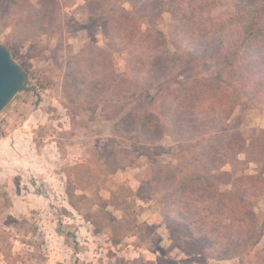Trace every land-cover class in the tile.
I'll return each instance as SVG.
<instances>
[{
	"label": "trees",
	"instance_id": "trees-1",
	"mask_svg": "<svg viewBox=\"0 0 264 264\" xmlns=\"http://www.w3.org/2000/svg\"><path fill=\"white\" fill-rule=\"evenodd\" d=\"M77 1L0 0L2 29H24L26 42L40 30L55 33L75 22L64 9ZM79 9L100 28L106 48L91 43L73 54L64 88L83 110L106 97L102 112L116 121L119 148L105 156L103 173L146 156L151 163L135 200L161 206L171 241L187 256L206 263L251 254L262 235L255 210L264 178L234 179L224 169L264 163V135L244 138L234 118L240 97L264 107V0H87ZM164 14L171 17L172 52L159 29ZM124 52L127 71L118 75L115 56ZM166 137L195 143L167 164L158 158ZM74 189L67 191L74 196ZM110 205L120 210L115 194ZM261 253L256 264H264Z\"/></svg>",
	"mask_w": 264,
	"mask_h": 264
},
{
	"label": "rangeland",
	"instance_id": "rangeland-1",
	"mask_svg": "<svg viewBox=\"0 0 264 264\" xmlns=\"http://www.w3.org/2000/svg\"><path fill=\"white\" fill-rule=\"evenodd\" d=\"M82 4L77 1L64 9L75 22L55 33L40 30L38 38L27 42L22 39L24 29H2L5 16L0 14V45L27 76L26 90L0 113V264H215L187 256L181 244L171 241L157 202L135 200L133 191L142 183L150 159L141 155L123 170L103 173L105 156L119 148V143L114 145L116 121L102 112L106 97L83 110L72 105L75 99L64 88L73 54L91 43L106 48L100 28L79 9ZM170 21L164 14L159 29L172 52ZM114 66L118 75L127 71L125 52L115 56ZM217 70L213 65L207 73L215 75ZM240 98L234 118L244 138L264 135V107H252ZM194 143L166 137L160 143L165 153L158 158L176 164L181 148ZM238 166L224 171L234 179L258 174L264 178V163H250L244 170ZM69 185L75 188L74 196L67 191ZM114 194L120 210L110 205ZM255 212L260 243L251 254L237 257V264L261 261L264 195Z\"/></svg>",
	"mask_w": 264,
	"mask_h": 264
},
{
	"label": "water",
	"instance_id": "water-1",
	"mask_svg": "<svg viewBox=\"0 0 264 264\" xmlns=\"http://www.w3.org/2000/svg\"><path fill=\"white\" fill-rule=\"evenodd\" d=\"M26 78L10 53L0 45V113L21 92Z\"/></svg>",
	"mask_w": 264,
	"mask_h": 264
},
{
	"label": "crops",
	"instance_id": "crops-1",
	"mask_svg": "<svg viewBox=\"0 0 264 264\" xmlns=\"http://www.w3.org/2000/svg\"><path fill=\"white\" fill-rule=\"evenodd\" d=\"M39 1V0H38ZM87 0H79L78 2H82V6L86 3ZM81 7V6H80ZM162 224V222H160ZM171 242V241H170ZM237 259H225V260H208L209 262L213 261L215 264H237Z\"/></svg>",
	"mask_w": 264,
	"mask_h": 264
}]
</instances>
